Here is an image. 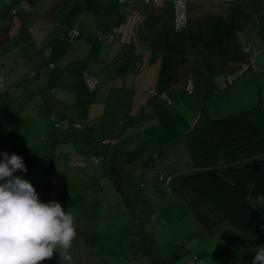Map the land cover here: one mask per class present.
Listing matches in <instances>:
<instances>
[{"label": "trees", "instance_id": "1", "mask_svg": "<svg viewBox=\"0 0 264 264\" xmlns=\"http://www.w3.org/2000/svg\"><path fill=\"white\" fill-rule=\"evenodd\" d=\"M3 1L9 5L13 15L19 14V0ZM223 1L226 2L227 8L206 20L202 24L203 27L198 29L192 23L190 11L200 5L198 2H195V5L191 1L188 3L185 0V24L179 28L175 27L174 16L168 32L170 39L172 38V44L168 46L171 50L168 48V52L177 55L181 53L180 51L187 49V55L196 58L200 67L206 72L227 73L230 70L229 66L233 63L236 64L237 67L233 68L231 78L226 77L224 83L213 86V88L207 85V95L231 85L240 74L236 69L244 68L245 63L249 62L247 66L249 69L264 70V64L257 62L264 50L263 45L253 43V41L250 44H244L239 34L248 25V21L264 34L263 0ZM172 6L174 8L175 2ZM73 30L81 31L76 27H69L64 37L65 40L72 38L70 33ZM100 35L101 33L98 32L97 36ZM144 48L138 47L137 50L143 52ZM247 48H250V52L247 51ZM254 48L261 49L255 60V65L250 61V54ZM44 53L46 57L44 66L48 69L55 68L52 50L46 48ZM195 70L193 69V71ZM39 73L40 70L35 69L28 73V77H34ZM85 78L90 89L93 90L97 87V84L90 87L89 78L91 77L85 76ZM162 78H164L163 75ZM32 88V90H28L30 93L26 97L20 99L21 94H18L17 98L12 95L13 88L11 86L0 84V96H5L8 100L11 98L13 101V104H9L8 100L0 102V153H4L9 146L13 148V141H16L22 134L20 130L25 123V113L29 114L32 109L39 107L35 98L40 88ZM147 91L151 104L160 117L161 129L169 130L175 127L174 120L170 115L169 97L166 89L157 85ZM157 99H162L165 103L158 102ZM261 107H264V102L254 108L207 120H203L200 115L193 125L189 124L187 117L177 114L178 120H180L179 124L181 126L185 124L187 128L183 127L181 131L178 128L174 135L167 134L164 129L166 133L164 141L156 139L157 132L147 135L146 140L153 137L154 142L160 143L158 147L148 151L149 156H145L146 148H117L110 152H103L101 148H97L89 156H86L88 162L95 165L91 171L85 159L72 160L65 154L64 148L58 147L55 134L44 136V140H49L52 143V151L47 162L46 180L40 183L46 187L45 199L42 202L57 201L60 203L58 199L65 198L70 206L84 204L87 198L85 195L82 198L81 192L90 189V193L94 196L101 191L100 183L107 176L112 185L114 184V189L121 193L126 202L131 205L126 194L129 192V187L127 188L126 185L125 188V179H130V172L126 170L127 166H122V164L126 163L129 168L138 160L149 166L152 162L159 168L152 186L153 192L162 195L166 192L165 189L170 192L182 189L210 206L211 210L215 212L214 217L204 214L201 210L194 211L196 218L207 231L225 223L231 224L237 230V233H231L236 237L222 245L226 264H252L254 250L258 246H264V205L258 203L254 209L245 200L249 194L254 198L264 195V124L256 120ZM52 119L55 127L69 125L68 121H57L54 117ZM165 119L166 123L162 124ZM27 136L28 134L25 143H28L21 144L26 148L20 157L28 171L33 164L39 161L40 150L34 147L36 144L31 143ZM117 141V138L102 139L104 145H115ZM182 151L186 152L185 160L180 157ZM61 160L65 167H73L74 170L64 174L57 172V165ZM17 173L23 179L32 181L30 178L24 177L25 172L17 170ZM163 174L171 176L170 182L159 179ZM68 175L73 177L80 175L85 179H81L83 183L75 192L74 197L68 194L70 191L68 190V185H70ZM30 183L33 187L40 186L33 182ZM65 184L68 191H66ZM57 189H59L58 193H56ZM129 208L131 207L129 206ZM96 239L93 237L92 240L96 241ZM104 264L122 263L106 261Z\"/></svg>", "mask_w": 264, "mask_h": 264}, {"label": "crops", "instance_id": "2", "mask_svg": "<svg viewBox=\"0 0 264 264\" xmlns=\"http://www.w3.org/2000/svg\"><path fill=\"white\" fill-rule=\"evenodd\" d=\"M82 1L73 8L74 0H19V14L13 15L9 5L0 0V84L11 86L12 95L17 98L21 94L20 99L32 87L40 88L43 98H35L39 107L25 113L20 131L55 134L58 147L72 160H83L97 148L103 152L144 148L147 135L161 127L147 90L159 85L171 96L175 92L170 93L168 83H181L190 69L202 68L196 58L187 55V49L177 55L168 52L172 17L165 2L148 3L143 20L130 16L127 27L122 28L124 15L114 0H93L92 7L87 0ZM104 2L111 9L104 7ZM161 8L166 12L161 13ZM69 27L81 31L65 40ZM138 47H145V51H138ZM46 48L53 52V69L44 66ZM260 60L264 61V50ZM35 69L40 73L28 77ZM261 75L264 73L256 77ZM85 76L98 81L95 89L88 87ZM240 82L237 78L229 91L243 87ZM43 84H48L47 92L42 91ZM42 104L46 112L40 110ZM52 117L69 125L55 127ZM258 119L264 124V107ZM108 138L118 141L104 145L102 139ZM24 148L16 147L18 151Z\"/></svg>", "mask_w": 264, "mask_h": 264}, {"label": "rangeland", "instance_id": "3", "mask_svg": "<svg viewBox=\"0 0 264 264\" xmlns=\"http://www.w3.org/2000/svg\"><path fill=\"white\" fill-rule=\"evenodd\" d=\"M80 1L83 2L82 0H74L73 8ZM154 1L114 0L116 6L119 5L120 7V13L124 15L122 28L127 27L130 16L133 19L140 18V20H143L146 15L145 6ZM161 1L165 2L166 6L169 5L166 11L169 15L171 13V17H174L175 10L172 6L174 0ZM187 1L188 3L193 2L195 5V2H198L200 5L190 11L192 23L198 29L203 27L202 24L206 20L227 8V4L223 0ZM91 2L93 0H87L88 7L93 6ZM104 3H107L104 4V7L108 6L111 9L108 2ZM138 5L142 10L138 8ZM162 9L161 13H165L166 11ZM102 17H104V14H102ZM239 34L244 44H250L253 41V43L264 46V34L249 21L248 25ZM257 62L264 64V61L261 60ZM245 65L244 68L239 67L236 69L240 73L238 76V79L241 78L240 83H244L243 87L234 88L230 91L229 89L236 80L226 88L213 91L209 95L206 94L207 85L213 88V86L224 83L226 77H232L233 68L237 67L235 63L229 66L230 70L227 73L213 74L203 69H196L192 72L190 69L187 72V77L183 78L181 83H168L167 89L170 90V93L175 92L171 96L167 94L170 115L174 120L175 127L169 130H166V128L162 130L160 127L157 131L160 134L156 136V139H163L164 141L166 133L174 135L175 130L178 128L180 131L183 127L184 129L187 128L185 124L183 126L179 124L180 120H178L179 116L177 114L187 117L189 124L193 125L200 115L203 120H207L254 108L260 104L261 88L259 83H262L263 91L264 76L261 75L260 78H257L256 75L264 73V70L257 71L247 68L249 62ZM185 79H187L186 82H184ZM42 87L44 92L49 89L48 84H43ZM36 96L37 98H43L41 91ZM5 100H8V98L0 96V102ZM8 102L13 104L11 98ZM40 110L46 112L45 104H42ZM27 111L29 112V110ZM36 111L38 110L36 109ZM258 117H256V120H259ZM167 120L171 122L170 119L167 118ZM164 123H166V119L162 122V124ZM27 130L28 133L22 129L17 144H13V148L9 146L4 152L9 155L15 153L20 156L23 152L18 151L16 147L17 145L26 144V133L29 141L36 144L34 147L40 150L39 161L30 167L24 177L30 178L32 180L30 182L40 185H36L34 188L39 199L43 201L46 187L40 183L46 180L47 162L51 155L52 143L49 140H44L45 137L42 132L37 133L36 130V132L32 129ZM159 144L154 142L153 137L145 142L144 148L147 149L145 156H149L148 151L158 147ZM180 157L185 160L186 152L182 151ZM83 159L89 164L90 171L92 168L94 169L95 165L88 162V158ZM0 160H2V156H0ZM122 166H127L126 170L130 172V179H124L125 188L126 185L127 188L129 187V192L126 194L131 205L126 202L121 193L114 189V184L112 185L107 176L100 183L101 191L94 196L90 193V189L81 192L82 198H84V195L87 198L84 204L70 206L65 198H59L58 201H60L61 206L66 212H71L74 217L77 234L70 250L72 260L61 261L59 254H56L52 259L44 261L43 264H104L106 261L122 264H226L222 245L236 237L232 236L231 233H237V230L231 224L225 223L211 231H207L196 218L194 211L201 210L204 214L214 217L215 212L211 210L210 206L182 189L177 192H170L165 187L166 192L162 195L153 192L152 186L159 172L156 164L151 162L149 166L138 160L129 168L126 163ZM73 170V167H65L62 160L58 162L56 169L57 172L62 174ZM14 175L21 177L17 172ZM76 176L68 175L67 177L70 179L68 194H71L72 197L78 191L79 186L82 185L81 179L85 180L80 175ZM65 188L68 191L66 184ZM58 191L59 189L56 193ZM75 198L78 199L79 197ZM93 237L97 238L96 241L92 240Z\"/></svg>", "mask_w": 264, "mask_h": 264}, {"label": "clouds", "instance_id": "4", "mask_svg": "<svg viewBox=\"0 0 264 264\" xmlns=\"http://www.w3.org/2000/svg\"><path fill=\"white\" fill-rule=\"evenodd\" d=\"M0 156V264H43L56 254L71 261L77 234L71 212L57 201L42 202L29 181L14 175L27 172L22 157L6 152ZM245 200L254 209L264 205V195L249 194ZM254 253L252 264H264V246Z\"/></svg>", "mask_w": 264, "mask_h": 264}, {"label": "built area", "instance_id": "5", "mask_svg": "<svg viewBox=\"0 0 264 264\" xmlns=\"http://www.w3.org/2000/svg\"><path fill=\"white\" fill-rule=\"evenodd\" d=\"M174 10H175V27L179 28L181 26H183L186 22V4H185V0H175V6H174ZM78 33L77 30H73L70 33V36L73 37ZM247 51L250 52V48H247ZM261 52V49H257L254 48L250 54V61L253 65H255V60L257 58V56L259 55V53ZM96 80L89 78V85L90 87H94L96 85ZM160 180H164L165 182H170L171 176H165L164 174L162 176H160L159 178Z\"/></svg>", "mask_w": 264, "mask_h": 264}]
</instances>
